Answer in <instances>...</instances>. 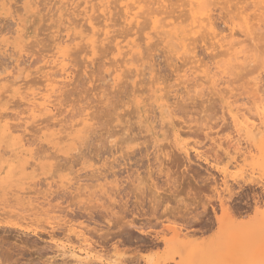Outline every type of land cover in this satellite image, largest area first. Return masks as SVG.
Here are the masks:
<instances>
[{
	"label": "rangeland",
	"instance_id": "rangeland-1",
	"mask_svg": "<svg viewBox=\"0 0 264 264\" xmlns=\"http://www.w3.org/2000/svg\"><path fill=\"white\" fill-rule=\"evenodd\" d=\"M85 1H87V0H67V1L65 0L62 3L61 0H40V1L39 0H7V1L6 0H0V32H1L0 33V63H1L0 64V113L2 111V114H4V112L6 113V115L8 114L9 115L8 119L13 124V126L15 125V127H16L17 124L22 125V122L24 123L25 120L28 121L27 119H28V117H30L29 116L30 114H29V112L27 113V110L29 109V107L26 110V108L28 106V105H26V102L19 99L18 96H15L14 93H12L11 91H7L9 88L8 86L10 85L9 84L10 82L7 81L6 77L8 76L9 73H12L13 75H15V77L21 76L23 78L29 77L30 80L36 79V81H34V82H32L33 80H31V82H30V80L28 79L29 83H31V84H29V86H31L32 84L35 83L34 85H32L33 87H30L31 88L29 90L30 92H32V91L38 92V89H39V91H40V89L44 90L45 87L43 84H46V83H44L45 78L42 77V75L44 76V74L46 75V74H48V72H50L49 74H53V77L58 76L57 69L50 68V66H51L50 61L54 58L55 55L56 56L59 55L58 54L59 50L56 49L57 48L56 47L57 41H58V43H61L62 46H65V45H69L72 42H75L77 40L78 43L77 42H75V43L79 44L78 47L73 43H72L73 45L72 44L69 45V46H71L70 49H72V51L70 50L72 52V53L70 52L71 53L70 58L73 61V58L75 57V55H76L75 59L77 58V56H79V58L82 57L81 59L77 58V59H79V62H78V60H77V62L79 63V65L82 64V66H83V68L81 66H79L78 63H75V60L68 64L69 71L71 70L73 73V75H72V73L70 71L71 79L69 77V80H67L68 82L70 81V83L67 82L68 86L67 85H64L65 87H63V85L61 86L66 90V91H64V89L62 88V90L64 91L65 94H63V91H61L62 94H60V92L58 93L62 96L56 94V96L58 95L57 99L61 100L62 102H59L58 100H57V103L55 102L56 103L55 105L59 106L60 109L56 106L57 110L55 109L54 112L56 113V115H58V113H61L63 110H65V111H63L64 112L63 114L61 113L62 115L59 114L60 117L57 116V119H60L61 121L57 120V119L56 120L58 122L62 123V124H60L56 121V126L57 127L59 126L58 128H56V126H54L55 121H54L53 125H52V123L50 124V126L52 125L51 128H54V129L56 128L55 129L56 134L54 133V129L51 131L50 126L48 125L49 123H48V121H46L47 119L44 120L45 121L44 123L42 121H39V124L42 125V123H43L42 126H46L45 124H47L49 128L47 127L48 129L47 128H45V130L43 129V131H41L40 134L37 133L36 132L37 130H35L36 127H38L39 129H41L43 127L40 126L38 123H36V125L31 123L30 118H29V121H30L31 125L33 124V126L29 130V134L31 136L26 135L24 138V140H26V142H24V143H26L25 145H27V144L30 145L28 143V140H30V143L32 144L31 146H33V147H31V146L26 147L25 145H24L25 146L24 147L21 144H19L18 143L19 140H18V136H17L19 134H15L13 137L10 138V137H2V134L0 132V136H1V138H0V208H1L0 214L1 213L6 214L9 211L12 213V214H9L10 213L9 212L8 215H3V214L0 215V264H73V261L70 260V258H67L65 256L58 254V252L54 248H52V245L50 244V241H49L51 229L50 228L47 229L48 226H45L46 224L42 223V222H45V220H46L45 217H42L44 215L41 214L42 215L41 216L40 213H38V212L34 213L37 210H33L35 203L37 205L38 201L39 202L42 201L44 204L47 203L48 205L46 204L43 209L45 210V209L49 208L51 211L53 210L52 211L53 216H57V214L59 213L60 215L58 214V217H59V219L61 218L60 220H62L61 221L62 224L67 225L66 226L67 230L70 228L71 231H75V230L80 231V228H82L83 231L86 232V234H88L87 237L89 238V241H90L89 243L90 244L92 243L91 244L92 246H90L92 248V249H90V252H91V259L93 257V259H92L93 264H104V263L105 264H108V263L114 264V263H119V262H121L123 264H156L157 260L162 261V260H167L169 258H175V260L177 262H179V261H181V254L182 253L180 254L179 253L180 251L179 250L177 251V248H175V249L173 248L174 250H176V252L175 251L173 252L172 247L170 248L171 251H168L169 249L166 248L165 244L156 243V240L154 241V234H153V237L144 236L143 241L135 238L136 240L132 239L130 242L129 240H126L125 237H122V235H120L119 233L121 230L124 229V227L126 226V223L128 224L129 222L134 220V218L136 217V218H138L136 223L139 226H143L146 230H148L149 228H151V229L153 228L154 232H156V233L159 232V234L161 236L166 237V239L169 240L170 237L173 238V236H172L173 233H169L168 231L166 233V226L182 224L183 219L180 216H183V215L187 216V214H190L189 216L192 217V216H194V214H196V212L199 213L200 211H202L204 206H206L210 201L214 203L213 205H216V208H218L217 212L219 211L218 214L220 215L221 210H219L220 209V207H219L220 203L218 202L219 200H217L218 199L216 196L217 193L212 192V190H210V189H212L213 186L209 185L210 184L209 182L211 181V183H212V182H214V180H217V183L214 182L213 185H216V186L218 185V188H220V189H218V191L219 190L221 192H222V190L224 191V193L222 192V196L223 197L225 196L224 198L226 200V204L229 205V207H231L232 211L235 209L233 211V216H234L233 222L234 223H232L231 225L234 228L233 231L236 230V232H238V234L237 233L235 234V236H236L235 238H237V239L235 241L231 240L233 238H231L229 236L219 237L217 239V236H216L217 235V227H215L216 225L212 226L213 229L210 228L212 231L210 229L206 232L204 230H202L203 232L201 230H199V231H197V235L194 236L193 239L192 238L191 239H192V241H194V239H195V241L197 242L196 243L197 246L194 247L195 250L197 248H199V246H200V248H202L203 251L201 253L199 251L194 255L192 254V256H197L198 253L200 254L197 256L198 257V258H196L197 260L195 259V257L193 258L191 256V252L188 253V255H186V256L184 255L185 256L184 257L185 258L184 264H190V263L194 264V262H195V264H197V262L199 261V258L201 256H203L201 258H203L204 262L201 259L200 262L201 261L202 262L201 263L199 262L200 264H204L205 260H206V264L207 263L208 264H217L216 261H217L218 253L219 254L227 253L229 251V249H228L229 246L231 248L233 246L234 249L237 247L236 248V250L238 249L237 255H240V256L236 255V257H238V258L235 260H232V258L229 259V257L225 258V261L223 260L224 262H222L220 264H264V145H262V147H263V149H262V147L259 144L251 143L248 141H242L240 148H239V152L237 155H235V157H236L235 162L233 163V165H231L230 161L226 160L224 155H222V153L220 154V153H218V151L216 153L214 146L213 145L211 146V143L207 142L204 139V135H203V132L201 129L202 125H200L198 123L196 124V122H195L196 119L197 118L199 119L200 115H203V113H204L206 116V119L208 121H210L213 124L214 123L217 124L216 122H218L217 125H221L223 113L226 110H227V112H229L228 111L229 107H226V109H223L224 105H223V102L220 101L221 99L218 98V96H213V94L210 93L212 91L211 90L212 86L210 85V83L208 85L204 84L205 85V86L203 85L204 88L201 85V88L203 89L204 92L202 91V89L200 90L199 87H198L199 89L196 90L197 92L201 91V93L203 92L204 94L197 93L196 91H193L196 89L195 87L198 86L197 85L194 87V84L196 83L194 81L195 80L198 81V78H199V76H201V74L198 76H197V74L192 75V72H191L192 69L190 68L191 71L189 70V67H191V65L185 66V64H189L187 62H190V64H191L196 59H199L198 61L196 60L197 61L196 64L195 63L192 64V68H193V65H196V66H201V65L203 66L204 65L203 69H205V66H206V69H208V71H209V68H212V69L216 68L215 66L219 65L220 60L225 58V57H220L219 59H218V57H217V59L214 58V56L217 55L218 52H220V50H218V52H216L215 50H213V48H211L212 46L216 45V43H215L216 40L214 41V39L211 38L212 35H209V37H208V34H207L208 32L207 33L200 32L202 34L198 35L199 38L197 37L198 38L197 42H195L194 45L192 46L194 48L197 46V48H195L196 51L193 48H191V50L193 49V51L197 52V53L190 52L189 54L186 53V55H185V53H184V55L180 54V55H182L181 56L182 59L179 57L180 56L179 54L177 55V53L173 52L172 48H170L168 46L166 47L165 46L166 44L160 45L161 41H159L158 39L153 40L152 43H150L148 46L147 45L145 46L144 44H142L143 45V47H142L143 53L141 54L142 55L141 58L142 59L144 58L146 61L144 59L142 60L143 62L144 61L145 62L144 63L142 62L143 66L141 65L142 66L141 72H143L142 69H144V71L147 75L145 73H142V74H143V76H146V77H143L142 75H140L139 76L140 78L138 77L139 80H137V78L134 79L137 76H135L134 73L126 70V72H128V73L125 72L123 74V76L121 77L120 82H118L121 84H117L121 87L116 85L115 86L116 89H115V88H113L114 86H112L113 85L112 78L114 75V74L112 75V73L114 72L113 70H115V66L117 67L118 63L121 64L120 58H117V60L120 59L118 62L115 60L116 58L115 59L113 58L116 56V55H114L115 51L112 50V47H114L115 42H113L114 44H110V42H109L110 45L107 44L106 46L104 45L102 48L100 47L101 49H99L100 51L97 54L100 57L98 56L99 59H97L98 60L97 61L96 60V58H97L96 54H95V56H92L93 54L90 55L91 52L88 51L87 47L85 46L86 45L85 41H84V44H82L83 41H81V43H80V40H78L79 38L75 37L76 36L74 34L75 31L74 32L71 31L73 34L71 32L69 33L68 31H65L66 26L72 25V27H75L73 25L78 24L79 20L80 21L82 20V19H80L81 18L80 16H79L80 18L78 17V14H81L83 12L85 7H83L81 10L80 6H85V4H86V3H84ZM96 1L92 0V4L97 9L100 6V3L105 2V0H101V1L96 0ZM112 1H114V0H112ZM150 1H152V2H150ZM155 1L156 0H149V1L145 0L144 2H146V3L142 2L143 3L142 5L147 10H149V7H150V10H152V9L156 10L155 8L158 9L159 6H156ZM169 1H171V2L168 3V1H167V4L170 7L173 5L172 2L174 4H177V5H174V7H172V9L174 8L173 10H175V8H178L180 6L178 4L184 3L182 0H169ZM184 1H186V0H184ZM211 1L214 2V4H213L214 6H213V9L211 12V14H213L212 15L213 20L215 21L214 23L216 24V25H214L215 26L214 28L216 29L217 33L219 32V33H221V35L223 34L220 37L223 38L226 36L225 38H227V39L229 38L228 40L230 41V37H228V36H229V33L231 32L230 28L232 26V22L229 21L231 18L230 17L231 14H230V16H228V14H227L228 9L226 10V8L228 6L226 8H224V5H225L224 3L227 0H211ZM257 1L262 2V0H242V3H241V5L238 6V8L240 6H241V8H244L247 13L249 12L248 15L251 14L249 17L252 18V16H254V12H255V15L258 12L257 9L259 7L257 9L255 7H257V6L261 7L263 5L262 3L259 4V2H258V4H259L258 5L256 3ZM118 2H120V3H117V1L113 2L114 5L116 4L119 6H116V8H118L117 11L116 10H114L115 12L113 11L116 14L115 17L113 15V18H115V19H112L113 21L110 20V25L115 24V28H114V26H112V28L110 25L109 26L117 35L119 32L120 33H119V36H117L113 32V33H111L112 34L111 37H115V36L120 37L121 34L123 36H125L126 31H128V33H129V29L132 28V30H133V28H134V27L129 28V26H128V28H129L128 29L127 26L125 25V23H122L124 21V19H123L124 17L122 18L123 12H122V9H119V7L122 6V2H124V1L118 0ZM215 2H219V4L216 5ZM240 2H241V0H240ZM8 3H9V5H8ZM74 3H75V5H74ZM97 3L99 5L98 7H96ZM148 3H152V4H148ZM186 3H188V2H186ZM233 3L235 4V2H233ZM233 3H232V5H233ZM94 4H96V5H94ZM154 4H155V6H154ZM70 5H72V6H70ZM182 5H184V4H182ZM73 6H74V8H72ZM145 6H147V7H145ZM7 7H9V8L11 7V8L8 10ZM180 7L178 9H176L177 12H178V10L181 12H185L188 9V7H186V4L183 6V9L185 8L186 10H183V9L181 10ZM247 7H248V9H247ZM40 9H42V10H40ZM76 10H78V11L76 12ZM120 10H121V12H120ZM118 11L121 14L116 13ZM226 11H227V13H226ZM97 12L99 13V11H97ZM61 13H63V15H65V16H61L62 15ZM76 13H78V14H76ZM19 14L21 17L19 16ZM95 15H98V14L95 13ZM233 15H236V14H232V16ZM72 17H74V18L72 19ZM75 17H78V18H75ZM226 17H228V18H226ZM69 18H70V20H69ZM117 18H119V19L117 20ZM61 19H62V21H61ZM63 19H64V21H63ZM74 19H77V20H74ZM227 19H229V20H227ZM234 19H237V17L235 18V16H234ZM67 20H69L70 22L72 20L73 21L72 24H70L69 21L67 22ZM115 20L118 21L117 23H119L120 26L116 23ZM97 21H98V19H97ZM99 21H100V19H99ZM111 21L114 23H112ZM235 21L237 22L239 20L237 19ZM84 24L85 23H83V20H82L81 25H84ZM19 25H20L19 28L22 29V31L20 29H18ZM78 25H80V24H78ZM81 25H80V27H81ZM84 27H88V26L85 25ZM80 29L81 28H79V30ZM84 29H86V28H84ZM115 29L116 30L118 29L120 31H118V30L115 31ZM134 29H135V31L133 30V34H134V32L141 30L140 28H134ZM77 30H78V28H77ZM66 32H68L70 35V36H68V38L66 36V35H68V33L66 34ZM123 32H124V34H123ZM139 32H138V36L140 34V36L142 37V32L141 31H139ZM146 32H150V29L147 28ZM233 32L236 33L235 34L236 36L233 40H235V41H238L239 39L241 40L242 37L240 34V29L238 27H236L233 30ZM54 33H55V35H53ZM130 33L132 34V31H130ZM263 33H264V31H263ZM71 34L73 36L74 35L75 36L73 37ZM205 34H207V36L204 39ZM37 35H39V36L37 37ZM201 36H203V38ZM259 36H261V35H259ZM36 37L40 41L37 40ZM261 37H259V38H261ZM200 38H202L203 40L202 39L199 40ZM18 39H20L21 41ZM29 40H30V42H29ZM263 40H264V38L261 39V41H259V46L260 47L262 46L264 48V46H263L264 41ZM19 41L21 42L20 44H18ZM22 41H24V42H22ZM154 41L155 42L159 41V42L154 43ZM39 42H40V44H39ZM64 42L67 44H65ZM212 42H214V43L212 44ZM260 42H262V43H260ZM28 43H30V44H28ZM209 43H210V47H209ZM227 43H228V41L226 42V44ZM34 44H35V47H30L31 45L34 46ZM74 45H75V47H77L76 49H75ZM27 46H28V48H27ZM107 47H108V49H106ZM109 47H111V48H109ZM208 47L210 48V50L208 49ZM262 47H261V49H263ZM103 48L106 51H104ZM78 49H79V52L82 50L81 51L82 53L77 52ZM168 49H169V51H168ZM85 50H87V53L90 52L88 56L86 55L87 53L85 52ZM211 50H212V54H211ZM144 51H147V53H145ZM167 51H168V53H167ZM103 52L106 54V56ZM25 53H26V55H25ZM73 53H75V54H73ZM21 54H24L25 56L21 55ZM144 54H145V56H144ZM146 54H148V55L151 54L152 56L149 55V57H148V55H146ZM192 54H194L195 56ZM72 55H74V56H72ZM188 55H190L191 57L193 56L195 60H192L193 58H191L190 56L189 57L191 59H188L189 57H186ZM21 56L23 57V59ZM84 56H86V57H84ZM90 57H92V58H90ZM104 57H106L105 60H104ZM213 58H214V60H213ZM109 59L113 65L111 63H108ZM184 59H186L185 60L186 62L184 61ZM80 60L83 63H81ZM91 60H93V61H91ZM17 61H19L18 62L20 64L19 67L15 66L18 64ZM42 61H44V62H42ZM47 61L49 62V67L47 66L48 65ZM113 61H115V62H113ZM261 61H262L261 58L257 59V62H256V63H258V64H256L257 66L256 65H253V66L255 68L258 67L260 65L259 63ZM84 62H85V65L87 66V68H88V66L90 68V69L89 68L87 69L86 75L84 74L85 73L84 70H86V66L84 65ZM182 62L185 64H182ZM217 62H219V63H217ZM15 63H17V64H15ZM74 63H75V65H74ZM102 63L104 65L106 63V65L104 66ZM114 63L117 65H115ZM221 63H222V61H221ZM96 64L98 67H95ZM109 64H110V66L107 67ZM139 64H141V63H139ZM23 66H24V68H23ZM45 66H47L48 68ZM20 67L23 68V70L24 69L25 70L22 71L20 69ZM180 67H182V68H180ZM254 67L250 68L249 70L255 69ZM17 68H19L18 71H17ZM44 68L45 69L47 68V70H45ZM145 68H147V69H145ZM262 68L260 70L261 73L263 72L262 76H261V80H260V82H261L260 86L262 87L261 88L262 91H264V68L263 69ZM13 69L15 70V72L13 71ZM79 69H80V71H79ZM108 69H109V71H108ZM111 69H113V70H111ZM212 69L210 70V72L213 71ZM74 70H76V71H74ZM88 70L91 71V74L89 73ZM149 70H151V71H149ZM183 71L184 72L186 71L185 75L183 74L184 73ZM6 72H8V73H6ZM214 72L216 73L217 70H214L213 73ZM15 73H17V75ZM35 73H37V74H35ZM177 73L179 75L181 74L180 78H179V75ZM213 73L211 72L210 74H213ZM54 74L55 75L57 74V75L55 76ZM125 74L126 75L129 74V75L126 76ZM132 74H134L133 76H135V77L132 78ZM190 75H192V76H190ZM217 75H219V73ZM141 76H142V78H141ZM36 77H38V78H36ZM77 77H78V79H76ZM124 77H125V80L123 79ZM126 77H127L128 81H126ZM217 77L218 76H216V79H217ZM42 78H44V79H42ZM145 78H146V80H145ZM178 79H180V80H178ZM183 79H184V82L187 81L188 83L184 84ZM191 79H192V81H191ZM220 79H221L220 83L222 81H224L223 78H220ZM220 79H217V80H220ZM155 80H158V81H155ZM181 80H182V82H180ZM41 81H42V84H41ZM125 81L129 82L130 84L129 83L126 84ZM131 81H133L132 82L133 84L136 83V85L134 86L131 83ZM199 81H200V79H199ZM199 81L197 83H199ZM241 81L236 82L237 83V84L235 83L236 85L233 84L234 86L232 85V87L233 88L235 87V89H236V91H235L236 93L235 92L234 93L237 95V97L235 98V100L237 99V101L235 102L233 100L234 98L232 100H229L230 102L232 101V103L234 102L233 103L234 107H232V105H231L230 108L231 109L240 108L242 110H248V111H250V113H253V115H254L256 112L258 113V111L262 110L261 109L262 105L259 101H256L255 99L246 95L244 93L245 91L242 92L243 90H245V86H243V85H246L247 81L245 83H244V81H242V83H241ZM38 82H40V84ZM156 82H157V84H156ZM67 83L65 82V84H67ZM153 83H155V86H158L159 88H164L163 93H165V91L168 90L166 92V93H168V92L170 93V94L168 93V95L166 94L168 98L173 95L170 98L171 100L168 99L169 102H171L173 100V102H171L173 104L172 106L174 107V105H175L177 108V110H176V108L174 107V110L176 112H175V115L173 118H175L174 120H176L175 123L177 122L176 125L179 124V126H180V123L182 122V123H184V124H182V127L184 128V125H185V129H186V130H184L182 128L183 131H185L184 133L181 130L183 133V135L181 136V141H182V143H184V145L187 143L188 145L186 144V146H188L189 148L193 147L194 144H196V143H200L201 147H202L201 150L203 151V152L202 151L201 152H202V154L204 153V155L201 154L202 158L197 157V156L194 157L195 155H192L191 159H189V162L190 161L191 162L186 165L185 163H186V161L188 162V158L186 159V157H184V155L182 156V154L179 152L181 154L180 155L177 152L178 149L174 148V146H172L173 145V143H172L173 142V136L170 133V131L167 133V131H166L167 127L164 129L165 125H164V127H162L163 124H161V126H160V123L162 121H161V115H159L160 112H159V110H157L158 109L156 106L157 103L156 104L154 103V102H156V98H154V93L153 94L150 93L152 91L149 88H151V86L154 85ZM72 84H74V85H72ZM131 84H132V87H131ZM137 84H138V86H137ZM178 84H181V85H178ZM3 86H4V88H3ZM241 86H243L242 87L243 89L240 88ZM100 87L102 88L101 90L98 89ZM236 87H239V88H236ZM34 88L37 90H34ZM94 88H97L98 91H97V89L95 90ZM111 88H113L114 90L113 89L111 90ZM144 88H145V90H144ZM221 88H223V86ZM137 89H138V93H137ZM105 90L108 91L109 93L106 92ZM139 90H142V91L144 90L143 91L144 93L139 92ZM187 90H188V92L186 93ZM190 90L193 93H191ZM29 91H27V94H30ZM102 91H104V92H102ZM134 91L136 92V94ZM22 92L24 93L25 91L23 90ZM94 92H96V93H94ZM172 92H173V94H171ZM178 92H179V94H178ZM207 92H208V94L205 95V93H207ZM130 93L132 94V96L138 97L137 100L138 101L140 100V102L142 103V105L144 107L143 110L146 111L144 113V115H146L148 118H150L149 120H147V119H145V117H143V113L140 112L139 108H137V112L139 110L140 113L134 114V112H131V111H133V109L135 111V108L138 107V105L136 103H134L136 100L134 101V99ZM147 93H149V94H147ZM108 94H110V95H108ZM197 94H200L202 96L197 95ZM25 95H26V93H24V95H22V96H25ZM98 95L101 96L102 98L101 97L97 98ZM107 95H108L109 99L106 98ZM59 96L61 97V99L59 98ZM130 96L132 97V99H130L131 98ZM145 96H146V98H145ZM150 97H151V99H148ZM99 98H101L99 100L100 102L98 101ZM127 98H129V99H127ZM152 98H154V99L152 100ZM145 99H146V101H145ZM130 100H133L134 102L132 101V104H131V102L129 103ZM108 101H110V102H108ZM122 101H124V102H122ZM125 101H127L128 106L126 108L124 107L125 110H122L121 105H123V103H126ZM147 101L149 104L152 105L154 103L155 105L153 104L154 106L153 105L151 106V105L147 104ZM224 101H228V100L225 99ZM121 102H122V104H120ZM60 104H62L61 105L62 107L60 106ZM133 104H136L135 107L133 106ZM102 105H103V107H102ZM115 106L121 107V109H118L117 112L119 111L118 115L121 114L122 116L121 115L120 116L122 118L126 117V116H123L124 113L126 115L127 114L130 115V116L127 115V118H124V121L126 120L124 123L122 122L123 119H122V121H120V123L115 122L116 121L115 118H117V116L115 117L114 115H112V113H113L112 110ZM6 107H7V110H6ZM8 107H10V108H8ZM128 107H130V108H128ZM150 107H152V111L149 109ZM61 108H62V110H61ZM84 108H85V110H84ZM90 108H92V109L90 110ZM147 108H148V110H145ZM87 110L90 111L89 114L93 118L92 122H93V125L95 127H93V129L91 128L92 131L91 130L90 131L92 134L88 133L89 137H86V135L84 136L87 138V140H86V138L84 139L86 142H84V140L82 139L84 143L80 140V141H76L77 144L74 143V145L72 144V146H70L71 145L70 142L71 143H73V142L67 141L68 143H66V141H65L66 144L64 143L63 145H65V146H63V149H61L62 148L61 144L63 142L61 143L62 140L60 139V140H56V142L60 144L59 146H56L58 149L54 145L53 146L56 149L53 148V146L50 147L52 144H48L49 139H47V138L52 139L51 136H53L54 138L55 137H58V138L61 137L64 141V139H66L64 137L67 136V133L70 134L71 133L70 131H72V129H73V128L69 129L72 126L71 123L74 120L76 121L78 118L82 117L83 115L81 116V114H84L83 112L87 111ZM128 110H129V112H128ZM81 111H83V112H81ZM91 112H92V115H91ZM148 112H152L153 114L149 113L150 115H148ZM154 112L156 113V116L154 115L155 114ZM227 112H225L226 113L225 118L227 117V119H228L226 124H230V122H229L230 117H229V114ZM12 114H15V115L13 116ZM198 114H200V115H198ZM12 117L14 120L12 119ZM21 118H25V119H21ZM153 118L156 119V121ZM127 119H128V121H127ZM62 120H63V122H62ZM140 120H142L141 123L139 122ZM12 121H14V123ZM143 121H144V123H143ZM78 122L79 121H77V123ZM110 122L111 123L113 122V123L111 124ZM134 122L137 123V125ZM128 123H129V125H126ZM75 124H76V122H75ZM119 124L120 125L122 124L121 125L122 128L124 127L123 125L130 126L129 129L127 127V131L130 130V134L135 136L134 138L137 141L135 140V142L133 141L130 144L121 145L120 141H121L122 137H120V136H114L113 137L112 136V133H114V131L119 132V130L121 128ZM130 124H132L133 126ZM188 125L191 126L193 129L189 130L190 128ZM138 126H139V128H138ZM153 126H154V128H152ZM186 126H188L189 129H187ZM64 127H66V128H64ZM67 127H69V128H67ZM141 127L143 129H141ZM161 127L163 128V130L161 129ZM217 127L220 128V126H217ZM217 127H216V130H217ZM32 128H35V129H32ZM49 129H50V131H49ZM58 129H59V132H58ZM34 130H35V133H34ZM154 130H156V131L154 132ZM225 132H226L225 135H227V134L231 135L233 133H234L233 134L234 136L236 135L234 128L232 129V127H229V126L227 127ZM58 133H60V134H58ZM166 133L167 134L170 133L169 136ZM127 134H129V133H127ZM32 135H34L35 137ZM19 136H21V135H19ZM27 136H29V137H27ZM167 136H168V138H167ZM30 138H32V139H30ZM157 138L160 140H158ZM161 141H163V142H161ZM79 142H81V144H79ZM159 142H160V145H159ZM67 144H69V145H67ZM169 144L171 145V147ZM204 144H205V146H204ZM208 144H209V146H208ZM44 147H46V148H44ZM123 147H124V149L121 152L117 153V150H119V148H123ZM168 147H169V149H167ZM48 151H49V153H48ZM72 151H75V153ZM206 151L207 152L209 151L208 154ZM54 153L58 154V155L54 156L55 155ZM45 154H46L47 158H45V156H44ZM48 154H50V155H48ZM127 154H129V155H127ZM162 154L163 155L166 154V156H167L166 160L167 161L164 160V156H162ZM217 154H219V155H217ZM33 155H35L36 157H34ZM52 155L54 156L55 159L51 158ZM216 155H217V157L220 156L221 160H223L221 166H225L226 164H229V171L231 172V174H230V177L227 178V180L229 182L227 181L228 183L226 185H224V187L228 186L230 190L228 189V187L226 189L222 186L223 185L222 183L224 182V181L222 182L223 175H221V173H219V171L212 166V165L215 166L214 159H216ZM221 155L223 156L224 159H222ZM39 158H40V160H39ZM26 159L27 160L30 159V161L29 160L27 161ZM43 159H44V161H43ZM46 159H48L50 161H48ZM31 160H32V163H31ZM28 162L30 165L28 164ZM34 162L36 164L38 163L37 165H39V166H36L34 164L35 165V167H34V165H33ZM25 167H27L28 169ZM26 169L29 171H27ZM97 174L98 175L100 174L98 176V178L94 177V176H97ZM194 174H196V175H194ZM197 175H199V176H197ZM79 176L81 179L83 178L82 180L83 181L85 180V182L87 183L84 185L89 186V187L86 186L88 191L86 190L85 191L86 193H84V194L77 192V190H75L74 188H69V186H66L65 183L61 182L62 183L61 184L59 182L60 180H63L66 178H68V181L70 178L71 179L73 178L74 180L72 179V182H74L77 179V177L79 178ZM215 176H217V178ZM205 177L206 178L208 177V178L205 180ZM96 178L98 180L100 178L101 179L99 181L98 180L96 181ZM71 179H70V181H71ZM201 179H202V182H200ZM26 181L29 183H27ZM218 182H219L220 186H219ZM201 183H202V185H200ZM203 183H205V184H203ZM207 183L210 186V189H206L209 187V186H207ZM205 186H207V187H205ZM19 190L20 191L22 190L23 193L20 192ZM29 191L31 194L29 193ZM221 192H220L219 196H221ZM76 193H79L80 195H78V194L76 195ZM110 193H111V195H110ZM45 195L46 196L48 195L47 197H49L48 201H46V202L43 200L46 198ZM49 195H51V196H49ZM95 195L97 197H100V198L95 197ZM91 196H93L94 198ZM106 196H108V197H106ZM111 196H112V199H111ZM27 197L29 200L26 199ZM104 197H105V199H104ZM27 200H28V202H27ZM20 201L22 204L19 203ZM32 201H34L33 202L34 206H32L33 208H30L31 205H33ZM49 201H51V202H49ZM255 203H257L259 207H255V206H257V204L255 205ZM17 204H19V206H17ZM49 204H50V206H49ZM25 206L26 207L28 206L30 209L28 207H27L28 208L27 209ZM17 207H19V209H17ZM257 208H259L260 210H257ZM15 210H17V211H15ZM22 211H24V212H22ZM54 211H55V213H54ZM59 211H61V212H59ZM16 213H17V215H16ZM33 213L35 214V216ZM151 213H155L156 217L159 218V220L161 221V222L158 221L160 223H158V225H156L157 227L154 224L155 228H154L153 224H152L153 227H151V224L149 223V220H151V219H153V221L151 220L152 223L155 222L154 221L155 219L151 218ZM13 214H14V216L12 217ZM38 215H40V216H38ZM22 216H23V218L27 217L26 218L27 220H24L22 218ZM210 216H212V213ZM235 216H236V218H235ZM29 217H30V219H29ZM183 218H184V216H183ZM29 220L33 221V225L30 222L32 226L31 225L29 226V224H30V223H28ZM22 222L24 223V225L28 224V225L22 226L23 228L24 227L26 228V230L24 232H22L23 230L19 229V227H18L19 223L21 225ZM162 225H164V226H162ZM27 226H29V228H27ZM63 227H58L56 229V234L59 233L58 236H60V237H58V238H60V239L62 238L61 240L64 241V239L67 238V236H66L67 232L65 233V228H63ZM83 227H85V228H83ZM59 228H61L62 230H60ZM198 228H200V227H198ZM246 228H248L247 229L248 232L245 231ZM27 229H29V231ZM26 231H27V233H26ZM239 231H241L242 233H239ZM243 231H244V233H243ZM198 232H200V233H198ZM63 235H65L66 237ZM71 239H72L70 241L71 244H73V245L76 244L75 246L80 245L79 242H77V240H76L77 238H74V236H73ZM65 241H66V239H65ZM227 242H228V244L230 243L231 245L230 244L227 245ZM148 244H150V245H148ZM193 244L195 245V243H193ZM95 249H97V252ZM191 249H192V247H191ZM221 251H223V252H221ZM201 254H203V255H201ZM135 257L137 258V260H134V259H136ZM182 257H183V254H182ZM189 257L191 259L193 258V260H192L193 263L190 262L191 260ZM133 260H134V262H133ZM218 260H219V258H218ZM154 261H155V263H154ZM219 262H221V261H219ZM171 264H176V263H171Z\"/></svg>",
	"mask_w": 264,
	"mask_h": 264
},
{
	"label": "bare ground",
	"instance_id": "bare-ground-1",
	"mask_svg": "<svg viewBox=\"0 0 264 264\" xmlns=\"http://www.w3.org/2000/svg\"><path fill=\"white\" fill-rule=\"evenodd\" d=\"M7 1V0H6ZM40 1V0H39ZM63 1H65V0H63ZM63 1L61 0V2L63 3ZM67 1V0H66ZM96 1V0H95ZM101 1V0H100ZM111 1V2H110ZM115 1H117V3H120V2H118V0H114V1H112V0H105V2H102V3H100V6L98 5V3H97V6L96 7H98V9L97 8H95V6H93V4H92V0H87V1H85L84 3H86L85 4V6H80L81 7V10H82V8L83 7H85L84 8V10H83V12L81 13V14H78V13H76V14H78V17L80 18V19H82L83 20V23H85L84 25H81L82 24V20L80 21L79 20V23L78 24H80L81 25V27H80V25H78V24H76V25H73V26H75V27H72V25H68V26H66V30L65 31H68L69 33L72 31V32H74V34L76 35H74L75 37H77V38H79L78 40H80V43H81V41H83V43L82 44H84V41H85V46L87 47V49H88V51H90L89 53H90V55L91 54H93L92 56H95V54H96V56H97V58H96V60L97 59H99L98 58V56L99 55H97L98 53H99V49H101L104 45L106 46L107 44L108 45H110V44H114L113 42H115V45H114V47H112V50H114L115 51V53H114V55H116L115 57H113L117 62L121 59V64L120 63H118V66L116 67L115 65H117V64H115L114 66H115V70H113V69H111V70H113L114 72L112 73V75H113V78H112V80H113V85L112 86H114L113 88H115V86L117 85V84H121V83H118V82H120V80H121V77L123 76V74L126 72V70L127 71H130V72H132V73H134L135 74V76H137V77H135V76H133L134 74H132V78L133 77H135L134 79H136L137 78V80H139L138 79V77L140 76V75H142L143 76V74L142 73H145V71H144V69H142L143 70V72H141V68H142V66H143V64H142V60L144 59H142L141 58V54L143 53L142 52V47H143V45L142 44H144L145 46L147 45H149L150 43H152V41L153 40H155V39H158L159 41H161L160 42V45H162V44H166L165 46L167 47H170V48H172V50H173V52H175V53H177V55L179 54H183L184 55V53H185V55H186V53H190V52H194L193 51V49L195 50V48H197V46L194 48V47H192L193 45H194V43L195 42H197V39L199 38V34L201 35L203 32L204 33H207L208 34V37H209V35H212V39H214V41H215V43H216V45L215 46H212L211 48H213V50H215L216 52H218V50H220V52H218L217 53V55H215L214 56V58H216L217 59V57H218V59L220 58V57H225V58H223V59H221L220 60V63H221V61H222V63L220 64L219 62H217V63H219V65H217V66H215L216 68H214V69H212V68H209V71H208V69H206V66H205V69H203V67H204V65L202 66H196V65H193V68H192V64H196L197 63V61L199 60V59H194V57L192 56H190V55H188V56H186V57H191V58H193L192 60H195L193 63H191L190 64V62H187V63H189V64H185V63H183L186 59H184V61L182 62V64H185V66L187 65H191V67H189V70H190V68L192 69V75L193 74H197V76L198 75H200L201 74V76H199V78H198V81H199V79H200V81H199V83H197L198 81L197 80H195L194 82H196L195 84H194V87L195 86H197V87H195L196 89L195 90H193V91H196L197 89H199L200 88V90L202 89L201 88V85H202V87L204 88V86L207 84H209L210 83V85L212 86L211 87V92L210 93H212L213 94V96H218V98H220L221 100L220 101H222L223 102V105H224V107H223V109H226V107H229L228 108V111L229 112H227V110L225 111V112H227L228 114H229V119H230V124H226L227 123V117L225 118V112L223 113V117H222V123H221V125H217L218 124V122H216L217 124H213V123H211L210 121H208L207 119H206V116H205V114L203 113V115H200V114H198V115H200V117H199V119L197 118L196 119V124L198 123V124H200V125H202V132H203V135H204V139L207 141V142H209V143H211V146L213 145L214 146V149L216 150V153H217V151H218V153H222V155H224V157H225V159L226 160H228V161H230V163H231V165H233V163L235 162V159H236V157H235V155H237L238 154V152H239V148H240V145H241V142L242 141H248V142H251V143H256V144H259L261 147H262V145H264V91H262V87L260 86L261 85V82H260V80H261V76H262V73H261V68L263 67L264 68V48L263 49H261V47L259 46V41H261V39H263L264 38V33H263V31H264V0H262V2H259V1H257L256 3L258 4V2H259V4L260 3H262L263 5L260 7V6H257V7H255L256 9H257V13H256V15H255V12H254V16H252V18H250L249 16L251 15H248L249 14V12L247 13L246 11H245V9L244 8H241V6L238 8V6L239 5H241V3H242V0H241V2H240V0H227V1H225V5H224V8H226L227 6V8H226V10L228 11V13H227V11H226V13L228 14V16H230V14H231V18H230V20L229 19H227V20H229V21H231L232 22V26H231V28H230V30H231V32L229 33V36L228 37H230V41L227 39V38H225V37H220V36H222L221 35V33H217L216 32V29L214 28L215 26L214 25H216L214 22V20H213V14H211V12H212V9H213V4H214V2H212L211 0H186V1H184V0H182L184 3H182V4H186V7H188V9H187V11H185V12H181V11H179L178 10V12L176 11V9H178L182 4H178V5H180L178 8H175V10H173L172 9V7H174V5H177V4H174L173 2H172V6L170 7L168 4H167V1H168V3H170L171 1H169V0H156L155 1V4H156V6H159V8L157 9V8H155L156 10H153L152 8V10H150V7H149V10H147V9H145L144 7H143V3L142 2H144L145 0H123L124 2H122V6H120L119 7V9H122V14H123V16H122V18L124 19V21L122 22V23H125V25L127 26V28H128V26H129V28H131V27H134V28H140L141 30H139V31H141L142 32V37L140 36V34H139V36H138V32L139 31H137V32H134V34H133V30L135 31V29L133 28V30H132V28L131 29H129V33H128V31H126L125 32V36H123L122 34V36L120 35V37H117V36H119V33H118V35L111 29L112 28V26H114V28H115V24L114 25H110V20H112V19H115V18H113V15H114V17H115V11L114 10H118V8H116V6H119V5H114L113 4V2H115ZM121 1V0H120ZM149 1V0H148ZM70 2V1H69ZM97 2V1H96ZM147 2V1H146ZM146 2H144V3H146ZM150 2H152V1H150ZM175 2V1H174ZM179 2V1H178ZM186 2H188V3H186ZM233 2H235V4L233 3ZM29 3V2H28ZM41 3V2H40ZM94 3V2H93ZM124 3V4H123ZM232 3H233V5H232ZM70 4V3H69ZM148 4H152V3H148ZM155 4H154V6H155ZM158 4V5H157ZM215 4L217 5V4H219V2H215ZM258 4V5H259ZM8 5H9V3H8ZM35 5V4H34ZM74 5H75V3H74ZM94 5H96V4H94ZM114 7H113V6ZM171 5V4H170ZM184 5H182L180 8H181V10L183 9V6ZM188 5V6H187ZM223 5V4H222ZM64 6V5H63ZM70 6H72V5H70ZM212 6V7H211ZM256 6V5H255ZM6 7V6H5ZM35 7V6H34ZM33 7V8H34ZM68 7V6H67ZM145 7H147V6H145ZM223 7V6H222ZM244 7V6H243ZM8 8V10L11 8H9V7H7ZM72 8H74V6L72 7ZM77 8V7H76ZM96 10H95V9ZM69 9V8H68ZM145 9V10H144ZM247 9H248V7H247ZM19 10V9H18ZM17 10V11H18ZM39 10V9H38ZM40 10H42V9H40ZM183 10H186L185 8L183 9ZM37 11V10H36ZM35 11V12H36ZM67 11V10H66ZM73 11V10H72ZM75 11V10H74ZM78 10H76V12H77ZM97 11H99V13L97 12ZM114 11V12H113ZM147 11V12H146ZM215 11V10H214ZM38 12V11H37ZM43 12V11H42ZM61 12V11H60ZM69 12V11H68ZM67 12V13H68ZM120 12H121V10H120ZM180 12V13H179ZM251 12V11H250ZM18 13V12H17ZM73 13V12H72ZM95 13H97L98 15H95ZM116 13H118V14H121V13H119V11L118 12H116ZM62 15L61 16H65V15H63V13H61ZM232 14H236V15H233L232 16ZM82 15V16H81ZM9 16V15H8ZM19 16H20V14H19ZM70 16V15H69ZM73 16V15H72ZM77 16V15H76ZM234 16H235V18L237 17V19L239 20V21H235V20H237V19H234ZM12 17V16H11ZM15 17V16H14ZM21 17V16H20ZM68 17V16H67ZM66 17V18H67ZM78 17H75V18H78ZM6 18V17H5ZM74 17H72V19H73ZM226 18H228V17H226ZM65 19V18H64ZM64 19H63V21H64ZM97 19H98V21H97ZM99 19H100V21H99ZM102 19V20H101ZM119 18H117V20H118ZM122 19V20H123ZM69 20H70V18H69ZM69 20H67V22L69 21ZM74 20H77V19H74ZM96 20V21H95ZM117 20H115L116 21V23L118 22ZM14 21V20H13ZM61 21H62V19H61ZM113 21V20H112ZM111 21V22H112ZM18 22V21H17ZM70 22V21H69ZM72 20H71V22H70V24H72ZM81 22V23H80ZM230 22V23H231ZM240 22V23H239ZM255 22V23H254ZM21 23V22H20ZM112 23H114V22H112ZM111 23V24H112ZM237 23V24H236ZM119 26H120V24L119 23H117ZM116 24V25H117ZM144 24V25H143ZM85 25H87L88 27H84ZM111 26V28H110V26ZM124 25V26H125ZM143 25V26H142ZM77 26V27H76ZM79 26V27H78ZM20 27V25L18 26V29H20L19 28ZM22 27V26H21ZM86 28V29H84V28ZM236 27H238L239 29H240V34H241V40L239 39L238 41H235V40H233L234 38H235V34L236 33H234L233 32V30L236 28ZM77 28H78V30H77ZM79 28H81L80 30H79ZM120 28V27H119ZM126 28V27H125ZM126 28V29H127ZM147 28H149L150 29V32H146V30H147ZM21 31H22V29H20ZM112 30V31H111ZM118 30V29H117ZM116 29H115V31H117ZM122 30V29H121ZM78 31V32H77ZM118 31H120V30H118ZM125 31V30H124ZM130 31H132V34L134 35H132L131 33H130ZM220 31V30H219ZM57 32V31H56ZM68 32H66V34L68 33ZM71 32V33H72ZM88 32V33H87ZM115 33L117 36H115V37H111L112 36V34L111 33ZM200 32H202V33H200ZM222 32V31H221ZM1 33V32H0ZM60 33V32H59ZM69 33H68V35H66L67 36V38H68V36H70L69 35ZM140 33V32H139ZM210 33V34H209ZM20 34V33H19ZM73 34V33H72ZM71 34V35H72ZM123 34H124V32H123ZM207 34H205V36H204V39H205V37L207 36ZM53 35H55V33L53 34ZM238 35V34H237ZM259 35H261V36H259ZM39 35H37V37H38ZM73 36V35H72ZM73 36V37H74ZM133 36V37H132ZM137 36V37H136ZM20 37V36H19ZM36 37V38H37ZM139 37V38H138ZM198 37V38H197ZM202 38H203V36H201ZM240 37V36H239ZM259 37H261V38H259ZM61 38V37H60ZM72 38V37H71ZM120 38V39H119ZM202 38H200L199 40H201ZM237 38V37H236ZM31 39V38H30ZM73 39V38H72ZM71 39V40H72ZM122 39V40H121ZM209 39V38H208ZM211 39V40H212ZM227 39V40H226ZM260 39V40H259ZM18 40H20V39H18ZM37 40H39L38 38H37ZM62 40V39H61ZM75 40V39H74ZM203 40V39H202ZM21 41V40H20ZM19 41V43L18 44H20L21 42ZM40 41V40H39ZM73 41V40H72ZM159 41H156V42H159ZM206 41V40H205ZM210 41V40H209ZM213 41V40H212ZM228 41V43L226 44V42ZM264 41V40H263ZM22 42H24V41H22ZM29 42H30V40H29ZM37 42V41H36ZM55 42V41H54ZM61 42V41H60ZM75 42H77L78 43V41L76 40ZM75 42H72L73 44H75L77 47H78V45L79 44H76ZM109 42H110V44H109ZM143 42V43H142ZM155 41H154V43H156ZM204 42V41H203ZM207 42V41H206ZM34 43V42H33ZM38 43V42H37ZM63 43V42H62ZM65 43V42H64ZM71 43V44H72ZM211 43V42H210ZM210 43H209V47H210ZM214 42H212V44H213ZM260 43H262V42H260ZM28 44H30V43H28ZM32 44V43H31ZM39 44H40V42H39ZM65 44H67V43H65ZM69 44V43H68ZM71 44H69V45H71ZM72 44V45H73ZM69 45H65V46H62V44L61 43H58V41H57V44H56V49H58L59 50V52H58V54L59 55H55L54 56V58L50 61L51 62V66H50V68H52V69H57V71H58V78L57 77H53V74H49L50 72H48V74H44V76L42 75V77H44L45 78V82L44 83H46V84H43L44 85V90H42V89H40V91H39V89H38V92H36V91H32V92H30L29 90L31 89L30 87H33L32 85H34V84H32L31 86H29V84H31V83H29V81H28V79H29V77H21V76H16L15 77V75H13L12 73H9L8 74V76L6 77V79H7V81H9L10 83V85L8 86L9 88H8V90L7 91H11L12 93H14V95L15 96H18V98L19 99H21V100H23L24 102H26V105H28L27 106V108H26V110L28 109V107H29V109L27 110V113L29 112V116L30 117H28V121H24V123L22 122V125H16V127H15V125L13 126V124L9 121V115L7 114L6 115V113L4 112V114H2V111H1V113H0V132H1V134H2V137H13L15 134H19V135H21V136H19V135H17L18 136V140H19V144H21L22 146H24L26 143H24V142H26V140H24V138H25V136L26 135H30L29 134V130H30V128L33 126V124H35L36 125V123H38L39 124V121H42L43 123L45 122L44 120L45 119H47L46 121H48V125L50 126V124L52 123V125L54 124V121H55V124H54V126H56V121L57 120H60V119H57V116H59L60 117V115H62L64 112L63 111H65V110H63L61 113H58V115H56V113L54 112L55 111V109H56V106L57 105H55L56 103H57V98H58V95H60V94H62V92L61 91H63L62 90V88L63 87H65L64 85H67L68 86V83H70V81L68 82L67 80H69V77H70V71H69V67H68V64L70 63V62H73L74 60H75V63H78L79 62V59H81V58H79V56H77V58H79V59H75V57H76V55H75V57L73 58V61L71 60V51H72V49H70V47L71 46H69ZM75 45H74V47H75ZM81 45V44H80ZM261 45V44H260ZM38 46V45H37ZM36 46V47H37ZM84 46V45H83ZM84 46V47H85ZM152 46V45H151ZM155 46V45H154ZM158 46V45H157ZM164 46V47H165ZM191 46V47H190ZM264 46V45H263ZM7 47V46H6ZM23 47V46H22ZM30 47H35V44H34V46H30ZM77 47H75V49L77 48ZM101 47V48H100ZM156 47V46H155ZM208 47V49L210 50V48ZM18 48V47H17ZM27 48H28V46H27ZM80 48V47H79ZM109 48H111V47H109ZM191 48H193L192 50H191ZM30 49V48H29ZM81 49V48H80ZM86 49V48H85ZM106 49H108V47L106 48ZM149 49V48H148ZM155 49V48H154ZM153 49V50H154ZM71 50V51H70ZM103 50H104V48H103ZM110 50V49H109ZM111 50V51H112ZM14 51V50H13ZM82 51V50H81ZM80 51V52H81ZM104 51H106V50H104ZM148 51V50H147ZM147 51H144L145 53H147ZM152 51V50H151ZM168 51H169V49H168ZM168 51H167V53H168ZM196 51V50H195ZM22 52V51H21ZM24 52V51H23ZM26 52V51H25ZM71 52V53H70ZM77 52H79V49L77 50ZM79 52V53H80ZM84 52V51H83ZM85 52L87 53V50H85ZM113 52V51H112ZM149 52V51H148ZM70 53V54H69ZM82 53V52H81ZM85 53V54H86ZM89 53H87L86 55L88 56L89 55ZM101 53V52H100ZM104 53V52H103ZM108 53V52H107ZM154 53V52H153ZM194 53H197V52H194ZM16 54V53H15ZM55 54V53H54ZM53 54V55H54ZM73 54H75V53H73ZM78 54V53H77ZM102 54V53H101ZM105 54V53H104ZM211 54H212V50H211ZM17 55V54H16ZM21 55H24V54H21ZM25 55H26V53H25ZM24 55V56H25ZM52 55V56H53ZM103 55V54H102ZM110 55V54H109ZM112 55V54H111ZM146 55H148V54H146ZM149 55H151V54H149ZM149 55H148V57H149ZM192 55H194V54H192ZM198 55V54H197ZM72 56H74V55H72ZM82 56V55H81ZM105 56H106V54H105ZM144 56H145V54H144ZM152 56V55H151ZM150 56V57H151ZM181 56L182 55H180L179 57L181 58ZM195 56V55H194ZM213 56V55H212ZM22 57V56H21ZM48 57V56H47ZM50 57V56H49ZM84 57H86V56H84ZM100 57V56H99ZM111 57V56H110ZM109 57V58H110ZM147 57V56H146ZM172 57V56H171ZM174 57V56H173ZM188 58V59H191V58ZM90 58H92V57H90ZM105 58L106 57H104V60H105ZM117 58H120V59H118L117 60ZM175 58V57H174ZM173 58V59H174ZM184 58V57H183ZM214 58H213V60H214ZM259 58H261L262 59V61L259 63L260 65L258 66V67H254L253 65H256V64H258V63H256L257 62V59H259ZM15 59V58H14ZM22 59H23V57H22ZM51 59V58H50ZM49 59V60H50ZM94 59V58H93ZM176 59V58H175ZM179 59V58H178ZM182 59V58H181ZM46 60V59H45ZM77 60H78V62H77ZM84 60V59H83ZM145 60V59H144ZM150 60V59H149ZM21 61V60H20ZM91 61H93V60H91ZM98 61V60H97ZM107 61V60H106ZM105 61V62H106ZM109 62L108 63H111L112 64V62H110V59L108 60ZM146 61V60H145ZM144 61V62H145ZM151 61V60H150ZM173 61V60H172ZM19 61H17V63H18ZM42 62H44V61H42ZM80 62L81 63H83L81 60H80ZM90 62V61H89ZM113 62H115V61H113ZM116 62V63H117ZM143 62V63H144ZM186 62V61H185ZM17 63H15V64H17ZM27 63V62H26ZM46 63V62H45ZM47 63H48V67H49V62L47 61ZM75 63H74V65H75ZM94 63V62H93ZM92 63V64H93ZM104 63V62H103ZM102 63V64H103ZM139 63H141V64H139ZM200 63V62H199ZM216 63V64H217ZM255 63V64H254ZM1 64V63H0ZM90 64V63H89ZM88 64V65H89ZM91 64V65H92ZM95 64V63H94ZM202 64V63H201ZM45 65V64H44ZM78 65H79V63H78ZM84 65H85V62H84ZM104 65V64H103ZM102 65V66H103ZM105 65H106V63H105ZM104 65V66H105ZM113 65V64H112ZM142 65V66H141ZM147 65V64H146ZM200 65V64H199ZM15 66H17V67H19L20 66V64L18 63L17 65H15ZM47 66H45V67H47ZM71 66V65H70ZM79 66H81L82 68H83V66H82V64L81 65H79ZM86 66V65H85ZM110 66V64L107 66V67H109ZM183 66V65H182ZM184 66V67H185ZM196 66V67H195ZM257 66V65H256ZM9 67V66H8ZM7 67V68H8ZM47 67V68H48ZM95 67H98L97 66V64H96V66ZM252 67H254L255 69H252V70H249L250 68H252ZM5 68V67H4ZM23 68H24V66H23ZM23 68H21L20 67V69L22 70V71H24L23 70ZM28 68V67H27ZM26 68V69H27ZM47 68L45 69V70H47ZM75 68V67H74ZM88 68H89V66H88ZM87 66H86V70H84V74L86 75V71H87ZM180 68H182V67H180ZM179 68V69H180ZM262 68V69H263ZM18 69L19 68H17V71H18ZM41 69V68H40ZM78 69V68H77ZM81 69V68H80ZM80 69H79V71H80ZM90 69V68H89ZM104 69V68H103ZM145 69H147V68H145ZM151 69V68H150ZM217 70V72L219 73V75H217L218 73L216 72H214L213 73V71H211L213 74H210L211 72H210V70ZM92 70V69H91ZM153 70V69H152ZM181 70V69H180ZM186 70V69H185ZM188 70V69H187ZM6 71V70H5ZM4 71V72H5ZM13 71L15 72V70L13 69ZM53 71V70H52ZM56 71V72H57ZM74 71H76V70H74ZM89 71V73L91 74V71L90 70H88ZM108 71H109V69H108ZM149 71H151V70H149ZM21 72V71H20ZM36 72V71H35ZM154 72V71H153ZM184 72V71H183ZM182 72V73H183ZM186 72V71H185ZM185 72L183 73L184 75H185ZM189 72V71H188ZM190 72V73H191ZM6 73H8V72H6ZM71 73H72V71H71ZM94 73V72H93ZM108 73V72H107ZM126 73H128V72H126ZM189 73V74H190ZM16 75H17V73H15ZM22 74V73H21ZM35 74H37V73H35ZM131 74V73H130ZM146 74V73H145ZM150 74V73H149ZM155 74V73H154ZM178 74V73H177ZM187 74V73H186ZM188 74V75H189ZM26 75V74H25ZM55 75V74H54ZM57 75V74H56ZM55 75V76H56ZM72 75H73V73H72ZM71 75V76H72ZM111 75V74H110ZM126 75V74H125ZM127 75H129V74H127ZM126 75V76H127ZM147 75V74H146ZM179 75V74H178ZM177 75V76H178ZM181 75V74H180ZM179 75V78L181 77ZM192 75H190V76H192ZM212 75V76H211ZM6 76V75H5ZM27 76V75H26ZM30 76V75H29ZM37 76V75H36ZM75 76V75H74ZM94 76V75H93ZM142 76H141V78H142ZM189 76V77H190ZM196 76V75H195ZM216 76H218L217 77V79H220V78H223L224 79V81H222L221 83H220V81H221V79L220 80H217L216 79ZM221 76V77H220ZM76 77V76H75ZM112 77V76H111ZM129 77V76H128ZM143 77H146V76H143ZM183 77V76H182ZM194 77V76H193ZM33 78V77H32ZM36 78H38V77H36ZM40 78V77H39ZM44 78H42V79H44ZM74 78V77H73ZM90 78V77H89ZM140 78V77H139ZM148 78V77H147ZM186 78V77H185ZM184 78V79H185ZM192 78V77H191ZM70 79H71V77H70ZM76 79H78V77L76 78ZM75 79V80H76ZM88 79V78H87ZM111 79V78H110ZM124 80H125V77L123 78ZM122 79V80H123ZM130 79V78H129ZM144 79V78H143ZM184 79H183V82H184ZM222 79V80H223ZM30 80V79H29ZM31 80H33L32 82H34V81H36V79L34 80V79H31ZM31 80H30V82H31ZM92 80V79H91ZM111 80V81H112ZM145 80H146V78H145ZM178 80H180V79H178ZM194 80V79H193ZM202 80V81H201ZM244 81V83L246 82V85H243V86H245V90H243L242 92H244L246 95H248V96H250L251 98H253V99H255L256 101H259L260 103H261V105H262V110L261 111H258V113L256 114H254L253 115V113H250V111H248V110H242V109H240V108H235V109H231L230 107H231V105H232V107H234V102L232 103V101L230 102L229 100H232L233 98V100L236 102L237 101V99L235 100V98L237 97V95L235 94L236 92V89H235V87L233 88L232 87V85L234 84V85H236L237 83L236 82H238V81ZM72 81V80H71ZM77 81V80H76ZM89 81V80H88ZM94 81V80H93ZM97 81V80H96ZM99 81V80H98ZM126 81H128L127 80V77H126ZM125 81V82H126ZM152 81V80H151ZM155 81H158V80H155ZM154 81V82H155ZM190 81V80H189ZM191 81H192V79H191ZM242 81H241V83H242ZM65 82L67 83V84H65ZM78 82V81H77ZM124 82V81H123ZM133 81H131V83H132ZM136 82V81H135ZM180 82H182V80L180 81ZM39 84H40V82H38ZM37 83V84H38ZM74 83V82H73ZM95 83V82H94ZM93 83V84H94ZM129 82H126V84H128ZM148 83V82H147ZM185 83H188L187 81L186 82H184V84ZM193 83V82H192ZM236 83V84H235ZM240 83V82H239ZM243 83V84H244ZM41 84H42V81H41ZM92 84V83H91ZM111 84V83H110ZM130 84V83H129ZM133 84V83H132ZM132 84H131V87H132ZM145 84V83H144ZM154 84V85H153ZM152 85L153 86H151V88H149L152 92H150V93H154V98H156V102H154L155 104L157 103V110H159V112H160V114L159 115H161V123H160V126H161V124H163V126L162 127H164V125H165V127H164V129L167 127V129H166V131H167V133L170 131V133L172 134V136H173V145L172 146H174V148H177L178 150H177V152L179 153H181L182 154V156L184 155V157H186V159L188 158V162L186 161V165L188 164V163H190L189 162V159H191V157H192V155H195L194 157H201L202 158V155H204V153L202 154V147H201V144L200 143H196V144H194V146L193 147H191V148H189L188 146H186V144L184 145V143H182V141H181V136L183 135V133L185 132V131H183V129L184 130H186L185 129V125H184V128L182 127V124H184V123H180V126H179V124L178 125H176L177 124V122L175 123V121L176 120H174L175 118H173L174 117V115H175V110H174V107L176 108V106L174 105V107L172 106L173 104L171 103V102H173V100L171 101V102H169L168 101V99H170L172 96H170L169 98L167 97V95H168V93H166L168 90H166L165 91V93H163L164 91H163V89L164 88H159L158 86H155V83H153ZM156 84H157V82H156ZM159 84V83H158ZM162 84V83H161ZM190 84V83H189ZM205 84V85H204ZM6 85V84H5ZM63 85V87H61ZM72 85H74V84H72ZM134 86L136 85V83H134L133 84ZM178 85H181V84H178ZM192 85V84H191ZM204 85V86H203ZM233 85V86H234ZM101 86V85H100ZM117 86H119V85H117ZM137 86H138V84H137ZM136 86V87H137ZM141 86V85H140ZM144 86V85H143ZM142 86V87H143ZM149 86V87H150ZM164 86V85H163ZM190 86V85H189ZM223 86V88H221V87ZM238 86V85H237ZM243 86H241L240 88H242ZM263 86V85H262ZM35 87V86H34ZM99 87V86H98ZM119 87H121V86H119ZM199 87V88H198ZM225 87V88H224ZM3 88H4V86H3ZM7 88V87H6ZM40 88V87H39ZM43 88V87H42ZM69 88V87H68ZM113 88H111V90L113 89ZM139 88V87H138ZM147 88V87H146ZM236 88H239V87H236ZM64 89V88H63ZM95 90L97 89V88H94ZM98 89H102L101 87L100 88H98ZM98 89H97V91H98ZM116 89V88H115ZM133 89V88H132ZM141 89V88H140ZM148 89V90H149ZM179 89V88H178ZM191 89V88H190ZM209 89V88H208ZM243 89V88H242ZM241 89V90H242ZM6 90V89H5ZM25 91L24 93H26V95L25 96H22V95H24V93L22 92V91ZM33 90V89H32ZM34 90H37V89H35L34 88ZM93 90V89H92ZM114 90V89H113ZM144 90H145V88H144ZM143 90V91H144ZM147 90V89H146ZM149 90V91H150ZM183 90V89H182ZM27 91H29L30 92V94H27ZM64 91H66L65 89H64ZM64 91H63V94H65L64 93ZM96 91V92H97ZM106 91V90H105ZM110 91V90H109ZM133 91V90H132ZM142 90H139V92H143ZM191 91V90H190ZM189 91V92H190ZM202 91H203V89H202ZM209 91V90H208ZM60 92V94H58ZM96 92H94V93H96ZM102 92H104V91H102ZM106 92H108V91H106ZM135 92V91H134ZM177 92V91H176ZM188 92V90L186 91V93ZM197 92V91H196ZM195 92V93H196ZM204 92V91H203ZM201 93V91L199 92H197V93H201V94H204V93ZM235 92V93H234ZM238 92V91H237ZM241 92V91H240ZM23 93V94H22ZM109 93V92H108ZM133 93V92H132ZM137 93H138V89H137ZM144 93V92H143ZM146 93V92H145ZM191 93H193L192 91H191ZM190 93V94H191ZM56 94H58L57 96H56ZM103 94V93H102ZM105 94V93H104ZM131 94V93H130ZM135 94H136V92H135ZM147 94H149V93H147ZM167 94V95H166ZM170 94V93H169ZM171 94H173V92L171 93ZM178 94H179V92H178ZM177 94V95H178ZM208 94V92L207 93H205V95H207ZM100 95V94H99ZM97 96V98L98 97H101V96ZM108 95H110V94H108ZM108 95H107V97L106 98H108ZM128 95V94H127ZM151 95V94H150ZM149 95V96H150ZM176 95V94H175ZM197 95H200V94H197ZM5 96V95H4ZM60 96H62V95H60ZM59 96V98L61 99V97ZM103 96V95H102ZM106 96V95H105ZM104 96V97H105ZM131 96H132V94H131ZM130 96V97H131ZM200 96H202V95H200ZM133 97V99H134V101L133 100H130L129 101V103L131 102V104H132V101L134 102V103H136L137 105H138V107H136L135 108V111H134V109H133V111H131V112H134V114L136 113V114H138V113H143V117H145V119H147V120H149L150 118H148L146 115H144V113L146 112V111H144L143 110V105H142V103L140 102V100L138 101L137 99H138V97H136V96H132ZM132 97L130 98V99H132ZM249 97V98H250ZM2 98V97H1ZM7 98V97H6ZM54 98V99H53ZM56 98V99H55ZM96 98V97H95ZM102 98V97H101ZM101 98H99L98 99V101L101 99ZM145 98H146V96H145ZM154 98H152V100L154 99ZM202 98V97H201ZM4 99V98H3ZM14 99V98H13ZM17 99V98H16ZM109 99V98H108ZM127 99H129V98H127ZM148 99H151V97L150 98H148ZM225 99H227L228 101H224ZM20 100V101H21ZM171 100V99H170ZM14 101V100H13ZM12 101V102H13ZM59 102H62L61 100H58ZM97 101V100H96ZM128 101V100H127ZM127 101H125L126 103H123V105H121V107H122V110H125L124 109V107L126 108L127 106H128V103H127ZM144 101V100H143ZM145 101H146V99H145ZM149 101V100H148ZM148 101H147V104H149L148 103ZM151 101V100H150ZM22 102V101H21ZM56 102V103H55ZM100 102V101H99ZM105 102V101H104ZM108 102H110V101H108ZM122 102H124V101H122ZM122 102L120 103V104H122ZM175 102V101H174ZM107 103V102H106ZM153 103V102H152ZM153 103V104H154ZM19 104V103H18ZM25 104V103H24ZM136 104H133V106L135 107V105ZM152 104V105H153ZM154 104V105H155ZM20 105V104H19ZM59 105V104H58ZM62 104H60V106H61ZM105 105V104H104ZM149 105H151V104H149ZM148 105V106H149ZM151 105V106H152ZM153 105V106H154ZM132 106V105H131ZM58 108H59V106H57ZM62 107V106H61ZM102 107H103V105H102ZM121 107H118V106H115L114 108H113V110H112V115H114L115 117L117 116V118H115L116 119V121L115 122H119L120 123V121H122V119H123V123L126 121H124V118H127V115H129V114H123V116H126V117H121L122 115L121 114H119L118 115V112H117V110L118 109H121ZM258 107V108H259ZM8 108H10V107H8ZM128 108H130V107H128ZM137 108H139V110H140V112H139V110H138V112H137ZM259 108V109H260ZM60 109V108H59ZM92 108H90V110H91ZM151 111H152V107H150L149 108ZM155 109V108H154ZM6 110H7V107H6ZM10 110V109H9ZM57 110V109H56ZM61 110H62V108H61ZM84 110H85V108H84ZM132 110V109H131ZM145 110H148V108L147 109H145ZM149 110V111H150ZM176 110H177V108H176ZM154 111V110H153ZM156 111V110H155ZM9 112V111H8ZM13 112V111H12ZM81 112H83V111H81ZM86 112V113H85ZM89 112L90 111H84L83 113L84 114H81V116L82 117H80V118H78L76 121L74 120L71 124H72V126H71V128H69V127H67V128H69V129H72V131H70L71 133L70 134H68L67 133V136L66 137H64V138H66V139H64V141H63V139L61 138V137H53V136H51L52 137V139L51 138H47V139H49L48 140V144H52L50 147H52L53 145L56 147V146H59L60 144L59 143H57L56 142V140H62L61 141V149H63V146H65V145H63L64 143H65V141H66V143H68L67 141H72L73 143H71L70 142V146H72V144L74 145V143L75 144H77V142L76 141H82L83 142V140L86 138V137H89V134H92L91 133V131H92V129H93V127H95L94 125H93V118L90 116V114H89ZM117 112V113H116ZM126 112V111H125ZM128 112H129V110H128ZM158 112V113H159ZM149 113H152V112H148V115H150ZM155 113V112H154ZM201 113V112H200ZM60 114V115H59ZM153 114V113H152ZM13 116L15 115V114H12ZM91 115H92V112H91ZM94 115V114H93ZM121 115V116H120ZM155 116H156V113L154 114ZM130 116V115H129ZM17 117V116H16ZM58 117V118H59ZM62 117V116H61ZM134 117V116H133ZM132 117V118H133ZM142 117V116H141ZM150 117V116H149ZM11 118V117H10ZM29 118H30V120H31V123H33L32 125H31V123H30V121H29ZM112 118V117H111ZM140 118V117H139ZM152 118V117H151ZM12 119H13V117H12ZM21 119H25V118H21ZM57 119V120H56ZM114 119V118H113ZM121 119V120H120ZM131 119V118H130ZM154 119V118H153ZM159 119V118H158ZM14 120V119H13ZM73 120V119H72ZM71 120V121H72ZM139 120V119H138ZM155 121H156V119H154ZM22 121V120H21ZM61 121V120H60ZM77 121H79L78 123H77ZM111 121V120H110ZM127 121H128V119H127ZM141 121L142 120H140L139 122L141 123ZM151 121V120H150ZM193 121V120H192ZM13 123H14V121H12ZM58 122V121H57ZM62 122H63V120H62ZM75 122H76V124H75ZM43 123H42V125H43ZM58 123H60V122H58ZM111 123V122H110ZM113 123V122H112ZM111 123V124H112ZM132 123V122H131ZM135 123V122H134ZM143 123H144V121H143ZM152 123V122H151ZM157 123V122H156ZM12 124V125H11ZM60 124H62V123H60ZM70 124V125H71ZM116 124V123H115ZM114 124V125H115ZM136 125H137V123H135ZM146 124V123H145ZM40 125V124H39ZM42 125H40V126H42ZM46 126H42L43 128H41V129H39L38 127H36V129L35 128H32V129H35V130H37L36 132L37 133H39L40 134V132L41 131H43V129L45 130V128H47L48 127V125L47 124H45ZM51 125V126H52ZM59 125V124H58ZM120 125V124H119ZM122 125V124H121ZM121 125H120V127H121ZM126 125H129V123L128 124H126ZM130 125H132V124H130ZM231 125V126H230ZM38 126V125H37ZM51 126H50V129H51V131L54 129V128H51ZM61 126V125H60ZM78 126V127H77ZM112 126V125H111ZM116 126V125H115ZM124 127L121 129L120 128V130H119V132H115L114 131V133H112V136L114 137V136H120V137H122V139H121V141H120V144L121 145H125V144H130V143H132L133 141L135 142V136H133L132 134H130V130H128L127 131V127H128V129H129V127L130 126H125V125H123ZM133 126V125H132ZM141 126V125H140ZM145 126V125H144ZM159 126V125H158ZM189 126V125H188ZM188 126H186V128L187 129H189V130H192L193 128L191 127V126H189V128H188ZM217 126H220V128H218ZM232 127V129L234 128V131H235V133H236V135L234 136L233 134H231V135H225V131H226V129H227V127ZM59 127V126H58ZM57 126H56V128H58ZM117 127V126H116ZM161 127V129L163 130V128ZM216 127H217V130H216ZM39 130H38V129ZM49 128V127H48ZM47 128V129H48ZM55 128V129H56ZM64 128H66V127H64ZM92 128V129H91ZM114 128V127H113ZM118 128V127H117ZM138 128H139V126H138ZM152 128H154V126L152 127ZM183 128V129H182ZM50 129H49V131H50ZM55 129H54V133H55ZM133 129V128H132ZM141 129H143L142 127H141ZM35 130H34V133H35ZM64 130V129H63ZM91 130V131H90ZM95 130V129H94ZM146 130V129H145ZM183 131V133H182V131ZM33 131V130H32ZM31 131V132H32ZM48 131V132H49ZM156 130H154V132H155ZM47 132V131H46ZM58 132H59V129H58ZM62 132V131H61ZM113 132V131H112ZM36 133V134H37ZM89 133V134H88ZM127 133H129V134H127ZM132 133V132H131ZM166 133V134H167ZM169 133V134H170ZM25 134V135H24ZM44 134V133H43ZM56 134V133H55ZM58 134H60V133H58ZM57 134V135H58ZM62 134V133H61ZM157 134V133H156ZM169 134H167L168 136H169ZM187 134V133H186ZM63 135V134H62ZM86 135V137H84ZM88 135V136H87ZM133 137H132V136ZM151 135V134H150ZM24 136V137H23ZM31 136V135H30ZM32 136H34V135H32ZM61 136V135H60ZM65 136V135H64ZM157 136V135H156ZM168 136H167V138H168ZM27 137H29V136H27ZM35 137V136H34ZM166 137V136H165ZM0 138H1V136H0ZM27 139V138H26ZM30 139H32V138H30ZM83 139V140H82ZM90 139V138H89ZM158 139V138H157ZM166 139V138H165ZM171 139V138H170ZM35 140V139H34ZM39 140V139H38ZM37 140V141H38ZM86 140H87V138H86ZM158 140H160V139H158ZM3 141V140H2ZM36 141V142H37ZM91 141V140H90ZM137 141V140H136ZM164 141V140H163ZM163 141H161V142H163ZM34 142V141H33ZM32 142V143H33ZM39 142V141H38ZM84 142H86L85 140H84ZM83 142V143H84ZM28 143L30 144V145H25L26 147L27 146H31L32 144L30 143V140H28ZM35 143V142H34ZM65 143V144H66ZM171 143V142H170ZM171 143V144H172ZM57 144V145H56ZM79 144H81V142H79ZM67 145H69V144H67ZM66 145V146H67ZM159 145H160V142H159ZM158 145V146H159ZM170 145V144H169ZM188 145V144H187ZM2 146V145H1ZM24 146V147H25ZM53 146V148H55ZM78 146V145H77ZM76 146V147H77ZM157 146V145H156ZM155 146V147H156ZM190 146V145H189ZM204 146H205V144H204ZM208 146H209V144H208ZM31 147H33V146H31ZM68 147V146H67ZM160 147V146H159ZM170 147H171V145H170ZM44 148H46V147H44ZM57 148V147H56ZM55 148V149H56ZM65 148V147H64ZM164 148V147H163ZM162 148V149H163ZM173 148V149H174ZM48 149V148H47ZM58 149V148H57ZM124 149V147L123 148H119V150H117V153L118 152H121L122 150ZM167 149H169V147L167 148ZM262 149H263V147H262ZM50 150V149H49ZM80 150V149H79ZM164 150V149H163ZM176 150V149H175ZM165 151V150H164ZM202 151V152H201ZM33 152V151H32ZM47 152V151H46ZM52 152V151H51ZM54 152V151H53ZM72 152H74L75 153V151H72ZM158 152V151H157ZM207 152V151H206ZM209 152V151H208ZM208 152H207V154H208ZM48 153H49V151H48ZM159 153V152H158ZM179 153V154H180ZM47 154V153H46ZM46 154L44 155L45 156V158H47L46 157ZM55 154V153H54ZM161 154V153H160ZM164 154V153H163ZM162 154V156H164V160H166V158H167V156H166V154L165 155H163ZM180 154V155H181ZM202 154V155H201ZM48 155H50V154H48ZM47 155V156H48ZM56 155H58V154H55L54 156H56ZM127 155H129V154H127ZM206 155V154H205ZM217 155H219V154H217ZM217 155H216V159H214V161H215V166L214 165H212L215 169H217L218 171H219V173H221V175H223V180H222V186L224 187V185H226L229 181L227 180V178L228 177H230V174H231V172L229 171V164H226L225 166H221V164H222V162H223V160H221V158H220V156H218L217 157ZM221 155V157H222V159H224L223 158V156ZM34 157H36L35 155H33ZM54 156L52 155V157L51 158H54ZM61 156V155H60ZM71 156V155H70ZM166 156V157H165ZM169 156V155H168ZM49 157V156H48ZM193 157V158H194ZM25 158V157H24ZM61 158V157H60ZM169 158V157H168ZM205 158V157H204ZM208 158V157H207ZM206 158V159H207ZM42 159V158H41ZM55 159V158H54ZM53 159V160H54ZM57 159V158H56ZM159 159V158H158ZM170 159V158H169ZM185 159V158H184ZM195 159V158H194ZM205 159V160H206ZM210 159V158H209ZM27 160V159H26ZM29 161H30V159H28ZM27 160V161H28ZM39 160H40V158H39ZM46 160H48V159H46ZM43 161H44V159H43ZM48 161H50V160H48ZM167 161V160H166ZM201 162V161H200ZM203 162V161H202ZM207 162V161H206ZM205 162V163H206ZM27 163V162H26ZM31 163H32V160H31ZM166 163V162H165ZM168 163V162H167ZM28 164H29V162H28ZM36 165V166H39V165H37L35 162L33 163V165ZM51 164V163H50ZM199 164V163H198ZM207 164V163H206ZM30 165V164H29ZM32 165V166H33ZM35 165H34V167H35ZM166 165V164H165ZM33 167V168H34ZM25 168H27V167H25ZM191 168V167H190ZM193 168V167H192ZM28 169V168H27ZM26 169V170H27ZM36 169V168H35ZM193 170V169H192ZM27 171H29V170H27ZM191 171V170H190ZM198 171V170H197ZM99 173V172H98ZM194 173V172H193ZM199 174V173H198ZM204 174V173H203ZM100 175V174H99ZM98 174H97V176H94V177H97L98 178V176H99ZM194 175H196V174H194ZM153 176V175H152ZM197 176H199V175H197ZM196 176V177H197ZM214 176V175H213ZM211 177V176H210ZM216 178H217V176H215ZM214 177V178H215ZM35 178V177H34ZM92 178V177H91ZM96 178V181L98 180ZM104 178V177H103ZM102 178V179H103ZM208 178V177H207ZM206 177H205V180L207 179ZM215 178V179H216ZM71 179V178H70ZM70 179H69V181H68V178H66V179H63V180H60L59 182L61 183H65L66 184V186H69V188H74L75 190H77V192H79V193H81V194H84V193H86L85 191L87 190V187L86 186H88V185H84V184H87L86 182H85V180L83 181L81 178H80V176H79V178L77 177V179L74 181V182H72V179H71V181H70ZM93 179V178H92ZM101 179V178H100ZM99 179V180H100ZM198 179V178H197ZM204 179V178H203ZM68 182H67V181ZM74 180V179H73ZM98 180V181H99ZM64 181V182H63ZM115 181V180H114ZM153 181V180H152ZM198 181V180H197ZM208 181V180H207ZM228 181V182H227ZM27 182V181H26ZM67 182V183H66ZM116 182V181H115ZM200 182H202V179H201V181ZM206 182V181H205ZM214 182H216L217 183V180H214ZM214 182H212L211 183V181L209 182L210 184V186H213V188L212 189H210V186L208 185V183H207V186H209L208 188H206V189H210V190H212V192H216L217 193V200H219L218 202L220 203H218L220 206V209L219 210H221V214L219 215L218 214V212H217V210H218V208H216V205H213L214 203L213 202H209L206 206H204V208H203V210L202 211H200L199 213H197L196 212V214H194V216H192V217H190L189 215L190 214H187V216L186 215H183L184 216V218H183V216H180V217H182V219H183V223L182 224H179V225H168V226H166V233H167V231L169 232V233H173V238H169V240L168 239H166V237H163V236H161L160 234H159V232L158 233H156V232H154V230H153V228L151 229V228H149L148 230H146L143 226H139L136 222H137V220H138V218H134V220H132L131 222H129L128 224L126 223V226L124 227V229L123 230H121L120 231V235H122V237H125L126 238V240H129L130 242H131V240L132 239H139V240H142L143 241V239H144V236H151V237H153V234H154V241L156 240V243H160V244H165V246H166V248H168L169 250L168 251H171V247H172V251L174 252H176V250H174L175 248H177V251L179 250L180 252V254L182 253L183 254V257H182V254H181V261H179V262H177L176 260H175V258H169V259H167V260H162V261H156V264H171V263H176V264H184V257L186 256V255H188V253H190L191 252V256H192V254L194 255V254H196L197 252H199L200 251V253L203 251L202 250V248H200V246H199V248H197L196 250H195V246H197V242L195 241V239H194V241H192V239H193V237L194 236H196L197 235V231H199V230H204L205 232L206 231H208L210 228L211 229H213L212 228V226L214 225H216L215 227H217V239L219 238V237H224V236H229V237H231V238H233V239H231V240H236L237 238H235L236 236H235V234L237 233L238 234V232H236V230H234L233 231V226L231 225L232 223H234L233 222V218H234V216H233V211L235 210H231V207H229V205H227L226 204V200H225V196L223 197L222 196V192L224 193V191L222 190V192L219 190L218 191V189H220V188H218V185L216 186V185H213V183ZM25 183V182H24ZM27 183H29V182H27ZM32 183V182H31ZM61 183V184H62ZM203 184H205V183H203ZM212 184V185H211ZM218 184H219V182H218ZM200 185H202V183L200 184ZM37 186V185H36ZM62 186V185H61ZM207 186H205V187H207ZM219 186H220V184H219ZM89 187V186H88ZM202 187V186H201ZM227 187L228 186H225L224 188H226L227 189ZM33 189V188H32ZM73 189V190H74ZM89 189V188H88ZM160 189V188H159ZM228 189H229V187H228ZM35 190V189H34ZM225 190V189H224ZM230 190V189H229ZM228 190V191H229ZM20 191V190H19ZM28 191V190H27ZM88 191V190H87ZM20 192H22V190L20 191ZM74 192V191H73ZM117 192V191H116ZM220 192H221V196H219V194H220ZM23 193V192H22ZM28 193V192H27ZM29 193H30V191H29ZM79 193H76V195L78 194V195H80ZM89 193V192H88ZM87 193V194H88ZM26 194V193H25ZM31 194V193H30ZM33 194V193H32ZM90 194V193H89ZM88 194V195H89ZM117 194V193H116ZM91 195V194H90ZM97 195V194H96ZM95 195V197H97ZM101 195V194H100ZM110 195H111V193H110ZM115 195V194H114ZM225 195V194H224ZM46 196V195H45ZM48 196V195H47ZM46 196V198L45 199H43L45 202L46 201H48V198L49 197H47ZM49 196H51V195H49ZM103 196V195H102ZM26 197V196H25ZM33 197V196H32ZM31 197V198H32ZM91 197H93V196H91ZM106 197H108V196H106ZM21 198V197H20ZM77 198V197H76ZM94 198V197H93ZM97 198H100V197H97ZM26 199H28V197L26 198ZM38 199V198H37ZM104 199H105V197H104ZM111 199H112V196H111ZM224 199V200H223ZM29 200V199H28ZM28 200H27V202H28ZM107 200V199H106ZM13 201V200H12ZM15 201V200H14ZM38 201V200H37ZM100 201V200H99ZM213 201V200H212ZM216 201V200H215ZM256 201V200H255ZM258 201V200H257ZM34 201H32V204L33 205H31V207L30 208H33L32 206H34V203H33ZM39 202V201H38ZM37 202V205H36V203H35V206H34V208H33V210H37V211H35L34 213H36V212H38V213H40V215L42 214V215H44V216H42V217H45V222H42V223H45L44 225L45 226H48L47 227V229L48 228H50L51 229V234H50V239H49V241H50V244L52 245V248H54L57 252H58V254H60V255H62V256H65V257H67V258H70V260H72L73 261V264H93V257H92V259H91V252H90V249H92L90 246H92L89 242V238L87 237V235L88 234H86V232H84L83 231V229L82 228H80V231H77V230H75V231H71L70 230V228L67 230V225H65V224H62L61 223V221L62 220H60L59 219V217H58V214H57V216H53L52 215V211L49 209H43L44 208V206L47 204H44L42 201H40L39 203ZM49 202H51V201H49ZM48 202V203H49ZM19 203H21V201L19 202ZM30 203V202H29ZM16 204V203H15ZM22 204V203H21ZM51 204V203H50ZM50 204H49V206H50ZM217 204V203H216ZM257 203H255V205H256ZM48 205V204H47ZM6 206V205H5ZM14 206V205H13ZM17 206H19V204H17ZM29 206V205H28ZM27 206V207H28ZM218 206V205H217ZM10 207V206H9ZM24 207V206H23ZM22 207V208H23ZM26 207V206H25ZM26 207V208H27ZM255 207H259L258 206V204H257V206H255ZM14 208V207H13ZM21 208V209H22ZM29 208V207H28ZM27 208V209H28ZM29 208V209H30ZM51 208V207H50ZM1 209V208H0ZM12 209V208H11ZM17 209H19V207H17ZM25 209V208H24ZM26 209V210H27ZM3 210V209H2ZM32 210V209H31ZM57 210V209H56ZM257 210H260L259 208H257ZM15 211H17V210H15ZM29 211V210H28ZM240 211V210H239ZM3 212V211H2ZM6 212V211H5ZM10 212V211H9ZM9 212H7L6 214H4V213H1V214H3V215H8V213ZM22 212H24V211H22ZM30 212V211H29ZM33 212V211H32ZM59 212H61V211H59ZM236 212V211H235ZM234 212V213H235ZM14 213V212H13ZM33 213V214H34ZM37 213V214H38ZM54 213H55V211H54ZM211 213H212V216H210L211 215ZM0 214V215H1ZM9 214H12L11 212L9 213ZM23 214V213H22ZM21 214V215H22ZM26 214V213H25ZM29 214V213H28ZM36 214V215H37ZM193 214V213H192ZM2 215V216H3ZM16 215H17V213H16ZM19 215V214H18ZM40 215H38V216H40ZM52 215V216H51ZM60 215V214H59ZM14 216V214L12 215V217ZM25 216V215H24ZM28 216V215H27ZM34 216H35V214H34ZM186 216V217H185ZM189 216V217H188ZM37 217V216H36ZM61 217V216H60ZM212 217V218H211ZM21 218V217H20ZM22 218H23V216H22ZM27 217H24L23 219L24 220H27L26 219ZM151 218H154L155 220V222L154 223H152L151 222V220L153 221V219H151V220H149V223L151 224V227H153L154 226V224H155V226L156 225H158V223H160L161 221L159 220V218H157L156 217V214L155 213H151ZM235 218H236V216H235ZM29 219H30V217H29ZM180 219V218H179ZM158 221H160V222H158ZM25 222V221H24ZM32 223V225H33V221H28V223ZM157 222V223H156ZM26 223V222H25ZM31 223L29 224V226L31 225ZM68 224V223H67ZM152 224H153V226H152ZM24 225V223L22 222V224L20 225V223H19V229H21V230H23L22 232H24L25 230H26V228L24 227H22ZM25 225H28V224H25ZM24 225V226H25ZM31 225V226H32ZM35 225V224H34ZM43 225V226H44ZM161 225V224H160ZM29 226H27V228H29ZM41 226V225H40ZM64 226V227H63ZM155 226H154V228H155ZM162 226H164V225H162ZM38 227V226H37ZM58 227H63V228H65V233L67 232V234H66V236H67V238H65L66 239V241H65V239H64V241L63 240H61L60 238H58V237H60V236H58V234H56V229L58 228ZM157 227V226H156ZM159 227V226H158ZM198 227H200V228H198ZM39 228V227H38ZM83 228H85V227H83ZM165 228V227H164ZM198 228V229H197ZM60 230H62L61 228H59ZM82 229V230H81ZM210 229V230H211ZM247 229L248 228H246L245 229V231L246 232H248L247 231ZM28 231H29V229H27ZM73 230V229H72ZM87 231V230H86ZM212 231V230H211ZM203 232V231H202ZM204 232V233H205ZM26 233H27V231H26ZM61 233V232H60ZM88 233V232H87ZM198 233H200V232H198ZM239 233H242L241 231H239ZM243 233H244V231H243ZM199 235V234H198ZM245 235V234H244ZM63 236H65V235H63ZM65 236V237H66ZM74 236V238H77L76 240H77V242H79V244L80 245H77V246H75V245H73V244H71L70 243V241L72 240L71 238ZM215 237V236H214ZM239 237V236H238ZM192 238V239H191ZM135 239V240H136ZM214 239V238H213ZM230 241V240H229ZM228 241V242H229ZM238 241V240H237ZM228 242H227V245H229L228 244ZM74 243V242H73ZM152 243V242H151ZM193 243H195V245L193 244ZM234 243V242H233ZM236 243V242H235ZM193 244V245H192ZM200 244V243H199ZM204 244V243H203ZM213 244V243H212ZM148 245H150V244H148ZM158 245V244H157ZM231 245V244H230ZM235 245V244H234ZM144 246V245H143ZM146 246V245H145ZM236 246V245H235ZM234 246V247H235ZM191 247H192V249H191ZM222 247V246H221ZM144 248V247H143ZM174 248V249H173ZM216 248V247H215ZM228 248V247H227ZM231 247L229 246V253L227 252V253H221V254H219L218 253V257H217V261H216V263L217 264H220V263H222V262H224L225 261V258H228L229 257V259L230 258H232V260H235V259H237L238 257H236V255L238 254L237 253V250H236V248L234 249L233 248V246H232V248L230 249ZM191 249V250H190ZM201 249V250H200ZM96 250V252H97V249H95ZM195 250V251H194ZM92 251V250H91ZM221 252H223V251H221ZM56 253V252H55ZM100 253V252H99ZM224 254V255H223ZM185 255V256H184ZM198 255H200L199 253L197 254V256ZM201 255H203V254H201ZM93 256V255H92ZM190 256V255H189ZM190 256V257H191ZM197 256H192L193 258L195 257V259L196 258H198ZM224 256V257H223ZM237 256H240V255H237ZM64 257V258H65ZM189 257V258H190ZM201 257H203V256H201ZM199 258V261L197 262V264H200L201 262H200V260L202 259L203 260V258ZM236 257V258H235ZM66 258V259H67ZM136 258V257H135ZM193 258L191 259L190 258V262H192V260H193ZM218 258H219V260H218ZM222 258V259H221ZM134 259V258H133ZM207 259V258H206ZM69 260V261H70ZM134 260H137V258L136 259H134ZM134 260H133V262H134ZM139 260V259H138ZM197 260V259H196ZM224 260V261H223ZM130 261V260H129ZM188 261V260H187ZM219 261H221V262H219ZM227 261V260H226ZM131 262V261H130ZM200 262V263H199ZM203 262H204V260H203ZM212 262V261H211ZM154 263H155V261H154ZM193 263V262H192ZM105 264V263H104ZM109 264V263H108ZM111 264V263H110ZM114 264H123V263H121V262H119V263H114ZM191 264V263H190ZM194 264H195V262H194ZM204 264H206V260H205V263ZM208 264V263H207Z\"/></svg>",
	"mask_w": 264,
	"mask_h": 264
}]
</instances>
